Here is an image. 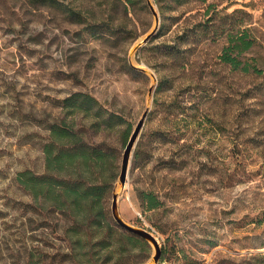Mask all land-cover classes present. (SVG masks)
Masks as SVG:
<instances>
[{"label": "rangeland", "instance_id": "obj_1", "mask_svg": "<svg viewBox=\"0 0 264 264\" xmlns=\"http://www.w3.org/2000/svg\"><path fill=\"white\" fill-rule=\"evenodd\" d=\"M58 1L76 5L94 28L27 0H0V264H14L28 249H60L57 220L25 210L33 201L15 177L44 172L49 125L90 126V116L71 114L65 103L75 93L121 118L85 132L115 148L117 175L131 130L150 107L118 209L127 224L157 238L156 264H264V108L257 109L264 94L245 92L264 81L219 58L245 27L257 40L248 55L264 68V0H152L159 29L136 51L155 26L146 0ZM131 55L156 81L131 66ZM149 193L160 205L147 211L139 196ZM146 249L149 258L138 264L151 259L153 248ZM138 255L136 248L92 262Z\"/></svg>", "mask_w": 264, "mask_h": 264}, {"label": "trees", "instance_id": "obj_2", "mask_svg": "<svg viewBox=\"0 0 264 264\" xmlns=\"http://www.w3.org/2000/svg\"><path fill=\"white\" fill-rule=\"evenodd\" d=\"M124 1L127 5L132 3V0ZM27 2L33 8L45 7L63 12L78 24H85V29L94 28L76 5L69 6L58 0ZM113 27L112 23L107 25L108 33L117 31ZM256 44L257 40L249 29L238 27L228 44L222 48L220 63L232 72L264 81V68L255 57L248 55ZM135 70L129 69L139 75ZM245 92L264 94V84ZM65 103L71 114L82 112L91 117L89 127L95 129L94 133H98L102 127L106 129L121 122L119 116L103 110L101 104L86 93H75L66 98ZM263 108V102L257 105L260 112ZM89 127L75 128L65 122L49 125L48 137L42 145L44 172L35 174L25 170L17 173V186L33 201L24 203L23 207L26 211L29 208L33 212L41 211L45 222L56 219L61 243L60 249L54 254L48 252L41 255V252L28 249L16 258L14 264H94L93 259L95 262H105L114 253H129L136 248L140 255L134 256L132 261L124 260L119 264H138L149 258L147 242L119 227L111 217V193L118 176L116 150L103 141L94 142L86 138L85 132ZM132 162L136 164V156H133ZM139 198L147 211L160 205L153 193L140 195ZM124 245L128 247L124 248Z\"/></svg>", "mask_w": 264, "mask_h": 264}, {"label": "water", "instance_id": "obj_3", "mask_svg": "<svg viewBox=\"0 0 264 264\" xmlns=\"http://www.w3.org/2000/svg\"><path fill=\"white\" fill-rule=\"evenodd\" d=\"M146 2L149 6V9H150L153 17H154L155 26L149 33H147L145 36L140 38L135 43L134 51H136L139 48L146 45L153 38V36L156 34V32L159 29V23H160L159 14H158L156 8L154 7V5L152 4V0H146ZM130 64L132 67L134 66L133 65V55L130 56ZM134 68H136L137 70H140L142 72L145 71L144 69L139 68V67L134 66ZM152 76L154 78V81H156V77L154 76L153 73H152ZM149 92H150V97L152 98L153 88H151ZM149 110H150V107L148 106L145 109V111L143 112L140 119L137 121L136 125L132 128L131 133H130V135L126 141V144L124 146L123 153H122L121 160H120L119 173H118L117 179L114 183L113 191L111 193L110 212H111V216H112L113 221L119 227H121L122 229H125L128 232H131V233L139 236L140 238L145 240L149 245L152 246L153 255H152L151 259L145 264H156L160 258V255H161V249H160L159 243L157 241V238L147 230H144L142 228H137V227H134V226L127 224L121 218L120 213H119V209H118V201H119V198L121 197L123 191L125 190V186L127 183V176H128L129 168L131 166V162H132V158H133V153H134V150H135L137 143L139 141V138H140L141 132L143 130L145 121L147 119Z\"/></svg>", "mask_w": 264, "mask_h": 264}, {"label": "bare ground", "instance_id": "obj_4", "mask_svg": "<svg viewBox=\"0 0 264 264\" xmlns=\"http://www.w3.org/2000/svg\"><path fill=\"white\" fill-rule=\"evenodd\" d=\"M143 68H144V70L147 72V73H149V74H151L152 75V72L146 67V66H142Z\"/></svg>", "mask_w": 264, "mask_h": 264}]
</instances>
